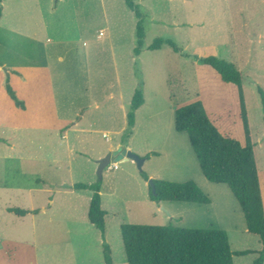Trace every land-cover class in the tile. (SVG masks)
Returning a JSON list of instances; mask_svg holds the SVG:
<instances>
[{
	"label": "rangeland",
	"instance_id": "obj_1",
	"mask_svg": "<svg viewBox=\"0 0 264 264\" xmlns=\"http://www.w3.org/2000/svg\"><path fill=\"white\" fill-rule=\"evenodd\" d=\"M1 1L0 264H106L104 240L114 264H128L122 223L223 229L233 264H251L260 238L247 230L228 185L204 177L188 134L175 129L174 111L200 100L222 133L244 143L236 84L201 59L215 55L241 70L264 198V120L256 89L264 90V0H133L144 17L138 55L137 17L126 0ZM156 37L169 43L149 49ZM44 62L56 74L49 92L71 127L66 139L61 131L31 129L24 68ZM7 82L24 108L10 97ZM139 85L146 103L133 135L142 153L134 152L159 155L149 156L142 170L113 156L119 166H106L100 179L98 160L131 136L125 135L127 113ZM141 171L152 173L149 179L193 180L211 201H161L153 210L144 201ZM87 181H100L104 235L88 219L89 192L74 188ZM8 207L31 210L19 215Z\"/></svg>",
	"mask_w": 264,
	"mask_h": 264
},
{
	"label": "trees",
	"instance_id": "obj_2",
	"mask_svg": "<svg viewBox=\"0 0 264 264\" xmlns=\"http://www.w3.org/2000/svg\"><path fill=\"white\" fill-rule=\"evenodd\" d=\"M1 2L0 0V17ZM126 3L137 17V46L134 52L138 55L145 36L144 17L139 5L133 0H126ZM164 42L169 43V40L156 37L148 48L159 49ZM201 61L214 68L223 81L236 84L245 141L242 143L222 133L210 119L200 100L175 109V129L188 134L204 177L211 182L228 185L242 208L247 230L260 238L259 255L251 264H264V198L243 93L242 71L232 62L215 55L203 57ZM6 89L14 102L24 108V103L18 98L9 82ZM256 89L260 96L264 120V90L260 86ZM143 102L144 95L139 85L134 90L127 113L126 136L132 132L135 111ZM150 155L157 153L150 152L145 157L148 158ZM141 175L146 181L149 179L146 172L141 171ZM152 180L155 184V192L148 184L149 197L155 202L206 204L211 201L193 180L184 182L160 178H152ZM74 187L92 190L88 219L104 235L106 210L101 206L100 181L91 184L78 182ZM7 209L19 215H25L30 211L19 207ZM33 212H37V209ZM121 234L128 264H233L234 252L230 247L228 234L223 229L190 228L172 224L122 223ZM102 244L105 263L114 264L110 245L106 240Z\"/></svg>",
	"mask_w": 264,
	"mask_h": 264
},
{
	"label": "crops",
	"instance_id": "obj_3",
	"mask_svg": "<svg viewBox=\"0 0 264 264\" xmlns=\"http://www.w3.org/2000/svg\"><path fill=\"white\" fill-rule=\"evenodd\" d=\"M99 35H100V33H99ZM97 37L99 38V36H97ZM38 42L40 44H43V42L41 40H39ZM1 66H0V68H3ZM41 66H43V67L41 68ZM48 67L49 66L45 62L42 64L41 63H39L37 65L36 64L35 65L30 64V65L25 66V68H24L26 70L25 79H26V85H27V91H28L27 101H26V111H27V114L33 119L32 122L30 123V125H32L31 129L42 130L43 132H47V133L48 132L52 133L55 131H61L62 136L66 139L67 134L69 132V129H71V127L65 126V124L67 122V120H66L67 116L60 112V110H59L60 105H59V102L56 98V95H55V97L50 95L51 93L49 92V87H50V91H51L52 87L54 90V80H55L54 78H55L56 74L54 73L55 76L49 74L47 72ZM5 69L7 71L9 70L8 68H5ZM20 69H22V67L21 68L12 67L11 70L14 71L13 74L16 73V75L21 74L23 76L24 74L22 72H19ZM39 70L40 71L42 70V71L40 72ZM39 72H40V75H39ZM10 78H11V76H9V79ZM145 103H146V99L144 97L143 104L141 106H139L135 111V122H134V125L132 127L131 136L128 137L125 142L122 141V139H121L120 142L115 144L116 146L113 148V150L117 149L119 146H122V147H126L128 149H131L132 151L142 153V152H139L140 150H137L136 143H133V135L135 133H137V123L138 122H137V116L136 115L139 113V110H142ZM147 112L149 113V111H147ZM77 123H78L77 121L74 122V125H76ZM30 125H29V127H30ZM122 129H123V127H122ZM62 131H64V132H62ZM150 152H156L157 155H159V152H157L156 150H150L149 152H144L143 156H145L146 154H148ZM152 156H155V155H152ZM147 159L148 158L145 159L144 163L146 162ZM125 161H131V162L135 163L132 159H127V158H124L119 162H125ZM117 166H119V165H117ZM149 177H153V174L150 173ZM260 179H261V176H260ZM75 183H78V182H75ZM81 183L91 184V183H93V181H87V182H81ZM144 184L147 186V189H146L147 192L144 195L145 203L146 204L149 203V204L153 205L154 206L153 210L158 209V207H155V205L158 204L159 202H155V201L151 200L149 197L148 180L147 181L144 180ZM75 189H77V188H75ZM80 190L89 192L88 198H89V202H90V199H91L92 193H93L92 190L79 189L78 191H80ZM101 205H102V202H101ZM105 224H106V222H105Z\"/></svg>",
	"mask_w": 264,
	"mask_h": 264
},
{
	"label": "water",
	"instance_id": "obj_4",
	"mask_svg": "<svg viewBox=\"0 0 264 264\" xmlns=\"http://www.w3.org/2000/svg\"><path fill=\"white\" fill-rule=\"evenodd\" d=\"M114 156L115 161H121L124 158L132 159L138 166L140 170H142L143 163L146 159L145 156H141L137 154L136 152L132 151L131 149H128L126 147L119 146L117 149H114L113 151L108 152L105 156L101 157L98 162V175L101 179L102 172L106 166H108L112 162V157ZM148 183L151 185L152 191L155 192V184L150 178L148 180ZM163 209H165L163 207Z\"/></svg>",
	"mask_w": 264,
	"mask_h": 264
},
{
	"label": "built area",
	"instance_id": "obj_5",
	"mask_svg": "<svg viewBox=\"0 0 264 264\" xmlns=\"http://www.w3.org/2000/svg\"><path fill=\"white\" fill-rule=\"evenodd\" d=\"M102 34V32H100V35ZM118 164L117 163H113V162H111L109 165H108V168H110V169H114V168H117L118 166H117Z\"/></svg>",
	"mask_w": 264,
	"mask_h": 264
}]
</instances>
